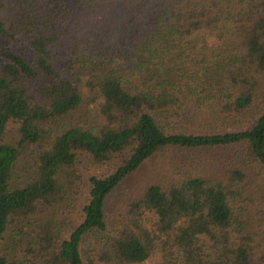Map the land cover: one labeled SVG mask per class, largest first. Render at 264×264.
<instances>
[{
	"label": "trees",
	"instance_id": "obj_1",
	"mask_svg": "<svg viewBox=\"0 0 264 264\" xmlns=\"http://www.w3.org/2000/svg\"><path fill=\"white\" fill-rule=\"evenodd\" d=\"M0 40V264L18 222V264H264V0H0Z\"/></svg>",
	"mask_w": 264,
	"mask_h": 264
},
{
	"label": "rangeland",
	"instance_id": "obj_2",
	"mask_svg": "<svg viewBox=\"0 0 264 264\" xmlns=\"http://www.w3.org/2000/svg\"><path fill=\"white\" fill-rule=\"evenodd\" d=\"M104 13L99 16H106ZM205 39L208 44L214 45L215 41L212 37H206ZM201 42V39L200 41ZM7 43L0 40V45H6ZM88 77H82L81 91L84 94L85 100L83 105L75 112L71 113L69 116L65 117L62 122V127L74 126L82 128H91L99 124V116L97 106L93 101V93L88 87ZM231 130V129H228ZM163 164V161L155 160L151 162V165L146 166L142 169L138 175V179L143 180L146 178V170L150 169L152 171L155 167H159ZM173 165L175 163H172ZM136 180V179H135ZM136 187H133V180H129L127 183L123 184L116 192H114L108 199V216L111 220L121 219L120 213L122 212L123 206L127 201L136 194ZM31 241V236L28 227L24 222H18L9 226L8 231L5 235V240L1 245V252L4 254L10 264H18L24 261V248L27 242ZM162 262L160 254L155 251L154 254L142 264H160Z\"/></svg>",
	"mask_w": 264,
	"mask_h": 264
}]
</instances>
